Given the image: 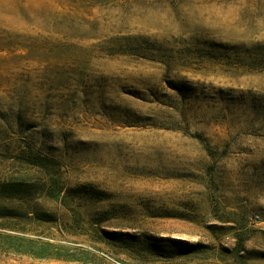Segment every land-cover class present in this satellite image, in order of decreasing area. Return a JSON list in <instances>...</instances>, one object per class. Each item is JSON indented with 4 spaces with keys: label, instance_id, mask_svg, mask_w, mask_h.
Masks as SVG:
<instances>
[{
    "label": "rangeland",
    "instance_id": "1",
    "mask_svg": "<svg viewBox=\"0 0 264 264\" xmlns=\"http://www.w3.org/2000/svg\"><path fill=\"white\" fill-rule=\"evenodd\" d=\"M0 264H264V0H0Z\"/></svg>",
    "mask_w": 264,
    "mask_h": 264
},
{
    "label": "trees",
    "instance_id": "2",
    "mask_svg": "<svg viewBox=\"0 0 264 264\" xmlns=\"http://www.w3.org/2000/svg\"><path fill=\"white\" fill-rule=\"evenodd\" d=\"M31 161L33 162V163H39V157L38 156H36V155H31ZM41 252H38V257H44L45 256V254H43L44 253V250H40Z\"/></svg>",
    "mask_w": 264,
    "mask_h": 264
}]
</instances>
